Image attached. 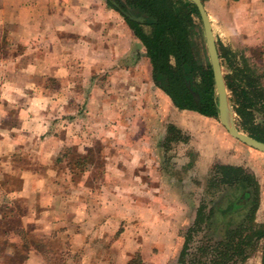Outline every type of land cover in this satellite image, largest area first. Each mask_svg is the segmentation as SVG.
Segmentation results:
<instances>
[{
  "label": "crops",
  "instance_id": "obj_1",
  "mask_svg": "<svg viewBox=\"0 0 264 264\" xmlns=\"http://www.w3.org/2000/svg\"><path fill=\"white\" fill-rule=\"evenodd\" d=\"M203 4L213 35L264 70V0ZM120 12L105 0H0V264H168L198 207L187 183L203 194L214 163L255 175L264 223V153L174 106ZM169 124L189 135L175 155Z\"/></svg>",
  "mask_w": 264,
  "mask_h": 264
},
{
  "label": "trees",
  "instance_id": "obj_2",
  "mask_svg": "<svg viewBox=\"0 0 264 264\" xmlns=\"http://www.w3.org/2000/svg\"><path fill=\"white\" fill-rule=\"evenodd\" d=\"M105 1L111 8L121 10L127 25L144 45L152 78L174 106L217 118L213 73L208 59L200 54V16L195 4L189 0ZM216 45L221 66L226 68L223 77L237 116L236 124L239 130L264 142V126L255 122V111L264 116V72L251 66L246 56L237 61L233 51L221 41ZM167 131L168 143H185L189 139L186 132L172 124ZM259 203L260 185L251 171L238 165L214 163L206 176L195 218L185 229L178 264H238L258 249L260 264H264V223L254 221ZM26 235L22 237L27 238ZM194 240L196 244L192 246ZM22 247L24 252L28 249L26 244ZM19 253L16 251L13 256Z\"/></svg>",
  "mask_w": 264,
  "mask_h": 264
},
{
  "label": "water",
  "instance_id": "obj_3",
  "mask_svg": "<svg viewBox=\"0 0 264 264\" xmlns=\"http://www.w3.org/2000/svg\"><path fill=\"white\" fill-rule=\"evenodd\" d=\"M193 2L197 8V11L200 16L201 24L204 31L205 43L208 52L209 62L211 65L215 92L217 95V107H218V120L220 124L225 128V130L235 139L241 141L242 143L248 145L251 148L256 149L257 151L264 153V142L259 141L243 131L239 130L235 123V112L233 111L232 103L229 98L228 91L225 86V81L223 77L222 66L215 43V38L213 35L211 22L209 16L205 10L202 0H189ZM112 4L116 6V3L112 1ZM124 15H129L127 12L122 11ZM131 19L141 20L134 16H130ZM258 114V113H257ZM257 118L258 123L264 126V117L258 114Z\"/></svg>",
  "mask_w": 264,
  "mask_h": 264
},
{
  "label": "rangeland",
  "instance_id": "obj_4",
  "mask_svg": "<svg viewBox=\"0 0 264 264\" xmlns=\"http://www.w3.org/2000/svg\"><path fill=\"white\" fill-rule=\"evenodd\" d=\"M214 34V33H213ZM198 41H199V43H200V45H201V50H200V54L205 58V59H208V61H209V57H208V52H207V48H206V43H205V37H204V31H203V27H202V24H201V20H200V23H199V34H198ZM214 38H215V41L217 42V41H219V38H216L215 37V35H214ZM224 45V44H223ZM217 46V45H216ZM225 46H227L228 48H230L231 49V51H233V53L235 54V56H236V60L237 61H240L241 60V58H242V56H246L247 57V60H248V63L251 65V66H255L256 67V69H257V71L259 72V73H261V72H264V70H263V67H261V66H259V65H257V64H260V60H258L259 59V56L257 55V54H253V55H251V54H249V49L247 48V47H242V46H240V45H238V46H231V45H225ZM248 49V50H247ZM226 70V68L224 67V66H222V71H223V74H224V71ZM229 94V93H228ZM260 115V116H262V117H264L261 113H259V112H257V111H255V122L256 123H258V121H257V118H259V116H258V114ZM236 114H235V116H234V118H235V123L237 122L236 121ZM217 120H218V118H216ZM218 122H219V120H218ZM219 124H220V122H219ZM258 124H260V123H258ZM205 125V121H202L201 122V126H204ZM237 125V124H236ZM222 126V125H221ZM223 127V126H222ZM238 127V126H237ZM224 128V127H223ZM181 143H176V142H171L170 143V145H169V153H170V155H175V154H177V152H180L179 151V149L181 148ZM178 146H179V148H178ZM195 157V155H191V158H194ZM183 166H176V168H175V170L174 171H176V172H180L181 171V169H183L182 168ZM195 173H193V175L195 176V180L194 181H197L198 180V177H200V178H202V177H204L205 176V174L204 173H199V171H197V170H195L194 171ZM190 180H192V179H190ZM187 188H194L195 189V191H196V197H197V205L199 206V202H200V196L202 195V193L199 195V192H201V190H199L198 189V186L196 185V186H193L192 184H190V181H189V183H187V186H186ZM22 201H20L19 202V207H20V212L22 213V211H23V209H22ZM24 205V204H23ZM195 210H196V207L194 208V210H193V212L191 213V215L190 216H188V221L179 229V236H178V244H177V250L179 249H181V246H182V243H183V236H184V233H185V229L190 225V224H192V222H193V220H194V218H195ZM149 217H150V219L151 220H148L149 222H151V224H152V226L154 227V226H163L165 223L167 224L168 223V216H165V217H163V216H159V215H148ZM168 218V219H167ZM166 219H167V221H166ZM29 228H32V226L31 225H29ZM29 230V229H28ZM27 240H28V238H27ZM195 240H194V243L192 244V246H195ZM195 248V247H194ZM179 250H178V252H179ZM20 251H22V250H20ZM260 251V249H258L256 252H255V254H252L251 256H249L247 259H246V261H242V262H239L238 264H260V259H261V251ZM0 252H1V249H0ZM22 252H24V251H22ZM178 252H177V254L175 253V254H173V257L170 259V261L168 262V264H176V259L178 258ZM154 253L156 254L157 252L156 251H154ZM133 264H137V262H135V263H133Z\"/></svg>",
  "mask_w": 264,
  "mask_h": 264
}]
</instances>
